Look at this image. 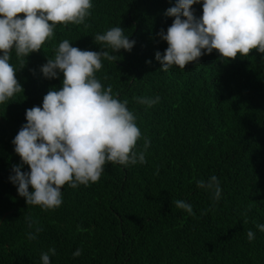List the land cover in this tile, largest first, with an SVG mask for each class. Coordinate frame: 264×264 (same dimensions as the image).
<instances>
[{
	"label": "trees",
	"instance_id": "obj_1",
	"mask_svg": "<svg viewBox=\"0 0 264 264\" xmlns=\"http://www.w3.org/2000/svg\"><path fill=\"white\" fill-rule=\"evenodd\" d=\"M176 3L92 0L84 24H57L54 36L23 58V68L12 51L24 91L0 104V264H42L41 254L53 247L51 264H264V232L256 227L264 225V54L253 50L224 60L213 50L184 69L162 71L155 54L168 45L159 33L173 23L165 13ZM202 5L192 6L197 18ZM117 26L135 44L131 51L105 49L118 60H102L96 76L128 101L141 131L136 150L150 141L147 162L107 163L97 183L66 184L54 210L27 205L10 180L22 164L12 141L27 123L26 110L42 107L47 92L63 81L62 72L45 78L41 67L65 39L101 51L94 36ZM157 96L151 107L137 100ZM213 175L222 190L218 201L197 187ZM176 200L191 204L194 214L178 209ZM77 249L82 254L73 257Z\"/></svg>",
	"mask_w": 264,
	"mask_h": 264
},
{
	"label": "clouds",
	"instance_id": "obj_2",
	"mask_svg": "<svg viewBox=\"0 0 264 264\" xmlns=\"http://www.w3.org/2000/svg\"><path fill=\"white\" fill-rule=\"evenodd\" d=\"M197 3L200 0H177L167 9L165 15L175 19L166 34L163 30L159 33L168 45L163 54H155L162 71L173 65L184 69L213 50L224 60H234L238 53L246 57L253 50L264 54V0H203L199 18L192 10ZM92 7V0H0V104L24 91L10 63L12 51L23 68V58L38 52L54 36L57 24H84ZM94 41L104 48L81 50L67 39L54 48V58L47 59L41 71L48 79L62 72V87L49 90L42 107L26 110L27 123L12 141L22 164L13 167L15 175L10 180L18 186V194L27 205L44 211L62 205L66 184L75 189L97 183L107 163L128 166L147 162L145 152L150 141L145 138L144 149L136 150L141 131L127 107L128 101L113 95L111 85L105 88L96 76L103 68L102 60H118L105 49L112 53L131 51L135 41H130L120 26L95 35ZM159 99L137 98L148 107ZM23 165L30 171H21ZM197 187L209 190L215 201L221 197L215 175L207 182L197 181ZM174 203L178 209L194 214L191 204L182 200ZM256 227L264 232V225ZM40 231L36 228V233ZM28 239L34 240L36 235L28 233ZM247 239L253 241L255 233L249 230ZM81 254L82 249H77L73 257ZM55 255L56 249L49 248L41 254L42 264H51L50 256Z\"/></svg>",
	"mask_w": 264,
	"mask_h": 264
}]
</instances>
